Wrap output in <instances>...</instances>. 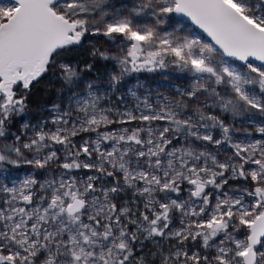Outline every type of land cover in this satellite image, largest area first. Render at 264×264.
I'll return each instance as SVG.
<instances>
[{
  "label": "rangeland",
  "instance_id": "1",
  "mask_svg": "<svg viewBox=\"0 0 264 264\" xmlns=\"http://www.w3.org/2000/svg\"><path fill=\"white\" fill-rule=\"evenodd\" d=\"M229 1L264 27L261 0ZM174 5H55L105 71L76 61L53 71L75 126L57 103H8L10 90L30 95L24 84L0 93V264H245L264 211V65L224 58ZM15 7L0 0V23ZM133 49L154 66L135 68ZM51 120L60 127L40 125ZM199 182L210 190L197 193ZM74 196L85 201L77 212ZM256 249L264 264V238Z\"/></svg>",
  "mask_w": 264,
  "mask_h": 264
},
{
  "label": "water",
  "instance_id": "2",
  "mask_svg": "<svg viewBox=\"0 0 264 264\" xmlns=\"http://www.w3.org/2000/svg\"><path fill=\"white\" fill-rule=\"evenodd\" d=\"M15 10L0 23V91L18 68L35 79L49 54L77 37V23L56 10L63 0H12ZM264 3V0H261ZM178 19L191 24L210 40L224 58L264 65V27L229 0H174ZM82 200L74 199V208ZM264 238V212L251 224L245 264H257L255 246Z\"/></svg>",
  "mask_w": 264,
  "mask_h": 264
},
{
  "label": "flooded vegetation",
  "instance_id": "3",
  "mask_svg": "<svg viewBox=\"0 0 264 264\" xmlns=\"http://www.w3.org/2000/svg\"><path fill=\"white\" fill-rule=\"evenodd\" d=\"M60 3V2H59ZM69 20L77 23V37L75 41H71L61 47L56 48L55 50H53L50 54L49 57L46 61V63L43 65L40 74L33 80H31V76H26V77H22L23 74V70L18 68L16 71H14V73L12 74L13 79L11 82L7 83L5 85V91H0V93L2 94H7L9 89L14 87L16 84L21 83L24 84L28 90L29 93V89L35 84L38 83L41 85V93L40 94H33V93H29L30 95L23 98H17L14 96L17 94H13L10 90L11 94H7L8 97V103L10 102H18V103H26L27 102H34V103H40V102H44V103H54L59 106V108H65V115L63 116L62 119H64V117H67L70 119V126H75L78 125L77 122V116L78 111L76 110V108L74 107L75 105H68L70 102H74L73 96L70 94L67 95H57L56 94V90L58 87V84L53 82L52 77L54 76V70L57 71V73H60L62 71V66L63 64L66 63H71L76 61L78 65L80 66H84L86 64L89 65V70H91V75L95 76V74L100 73V71H105V63L101 62L100 60H98L96 58V52L93 48H88V49H81V47H77V46H83L84 44V40H85V32L81 29V26L79 24V21L74 20L72 18H68ZM117 35H119V33L113 32V34L111 35H104V39H109V38H117ZM89 38H96L95 35H89ZM132 57L133 59H136V62H132V64H134L136 67H142V68H150L153 67V63H154V57H150V59H146V57L149 56H145V54L137 49H133L132 50ZM155 64V63H154ZM101 75V74H100ZM103 81V79L100 80ZM99 83V84H100ZM96 84V85H99ZM109 84V83H108ZM107 83H103L102 85L106 88V86L108 85ZM8 89V90H7ZM27 99V100H26ZM70 110V111H68ZM38 123V122H35ZM43 125V127H49L51 129H55L57 127H60V124L57 121H45L44 124H40ZM46 139V137H44ZM66 145L67 150L69 151V154H74L76 147H74V143L72 144V146L69 144L68 141H65V143H63ZM52 145V144H51ZM54 146V145H52ZM50 146V147H52ZM137 152V151H136ZM139 154V153H136ZM70 156V155H69ZM75 156V155H73ZM75 160H70V164H74ZM136 162L133 161L130 165L133 166ZM143 173V172H140ZM144 174V173H143ZM141 174V178L146 177L145 175ZM246 181L253 187V180L252 178L248 177L246 178ZM210 190V185L207 182H199L196 184V192L200 193L203 192L204 190ZM79 197L82 200L81 203V207L76 209L74 208L73 202L74 199ZM85 207V201L80 197V196H74V198L72 199L71 203L68 205V210L71 212H77L81 209H83ZM226 208V207H225ZM264 211L259 210L257 215L253 218V220L260 214L263 213ZM253 222V221H252ZM251 222V224H252ZM251 224H250V230H249V234L251 233ZM248 234V236H249ZM247 241H248V237H247ZM262 241V240H261ZM260 243V242H259ZM258 243V244H259ZM257 246V245H256ZM255 246V249H256ZM257 251V249H256ZM258 254V252H257ZM245 259V256H244ZM258 260V257H257Z\"/></svg>",
  "mask_w": 264,
  "mask_h": 264
},
{
  "label": "trees",
  "instance_id": "4",
  "mask_svg": "<svg viewBox=\"0 0 264 264\" xmlns=\"http://www.w3.org/2000/svg\"><path fill=\"white\" fill-rule=\"evenodd\" d=\"M29 93L33 94H40L41 93V85L38 83H35L30 89Z\"/></svg>",
  "mask_w": 264,
  "mask_h": 264
}]
</instances>
